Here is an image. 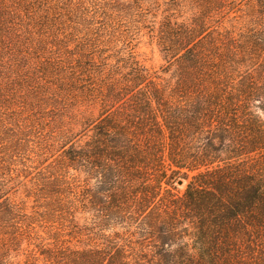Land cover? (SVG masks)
<instances>
[{"label":"trees","instance_id":"trees-1","mask_svg":"<svg viewBox=\"0 0 264 264\" xmlns=\"http://www.w3.org/2000/svg\"><path fill=\"white\" fill-rule=\"evenodd\" d=\"M241 1L255 26L240 33L213 25L231 0H189V17L165 18L155 36L160 75L131 54L89 65L86 79L72 75L82 130L62 157L85 178L62 210L87 224L97 204V226L134 225L138 250L115 233L101 246L42 249L45 262L264 264V119L255 114L264 110V0ZM30 10L28 0H0V87L12 81L13 50L32 36ZM95 166L106 202L90 186ZM24 217L0 185V264L20 247Z\"/></svg>","mask_w":264,"mask_h":264},{"label":"rangeland","instance_id":"rangeland-1","mask_svg":"<svg viewBox=\"0 0 264 264\" xmlns=\"http://www.w3.org/2000/svg\"><path fill=\"white\" fill-rule=\"evenodd\" d=\"M231 1L235 2L214 16L213 25L234 33L254 27L250 4ZM28 2L35 13L29 21L32 36L22 39L25 48L13 50L20 56L12 81L0 87V185L9 201L25 215L20 229L23 239L11 252L10 262L49 264L39 255L42 249L101 246L106 238H115V233L122 239L117 241L135 247L136 253L138 230L134 225L101 230L97 226V204L92 216H86L87 224L79 212L73 220L62 210L68 191L82 188L85 178L67 168L62 157V151L80 138L82 130L73 118L76 107L82 104L77 102L79 98L67 94L71 89L68 83L73 74L86 79L82 73L92 69L89 65L99 69L103 64L121 65L130 54L160 75L165 62L156 45L157 31L167 17H189L191 4L189 0ZM101 181L100 167L95 166L90 186L95 199L105 201L107 193L102 191ZM185 185L186 181L182 186L173 183V188L180 194Z\"/></svg>","mask_w":264,"mask_h":264},{"label":"clouds","instance_id":"clouds-1","mask_svg":"<svg viewBox=\"0 0 264 264\" xmlns=\"http://www.w3.org/2000/svg\"><path fill=\"white\" fill-rule=\"evenodd\" d=\"M255 114L258 115L261 119H264V110L256 108Z\"/></svg>","mask_w":264,"mask_h":264},{"label":"water","instance_id":"water-1","mask_svg":"<svg viewBox=\"0 0 264 264\" xmlns=\"http://www.w3.org/2000/svg\"><path fill=\"white\" fill-rule=\"evenodd\" d=\"M184 180L183 179H178L175 183L177 186H182L184 184Z\"/></svg>","mask_w":264,"mask_h":264}]
</instances>
